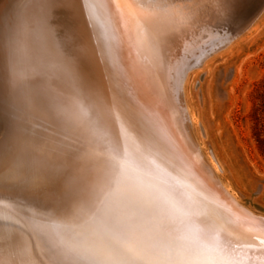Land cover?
Returning <instances> with one entry per match:
<instances>
[{
	"label": "bare ground",
	"instance_id": "bare-ground-1",
	"mask_svg": "<svg viewBox=\"0 0 264 264\" xmlns=\"http://www.w3.org/2000/svg\"><path fill=\"white\" fill-rule=\"evenodd\" d=\"M183 9L0 0V264H169L194 224L226 264H264V216L192 137L188 66L173 99V55L201 30ZM263 9L256 0L230 32Z\"/></svg>",
	"mask_w": 264,
	"mask_h": 264
},
{
	"label": "rangeland",
	"instance_id": "rangeland-1",
	"mask_svg": "<svg viewBox=\"0 0 264 264\" xmlns=\"http://www.w3.org/2000/svg\"><path fill=\"white\" fill-rule=\"evenodd\" d=\"M168 1L182 10L194 5L197 10H185L184 14L191 21L196 18L194 23L201 29L195 37L182 40L185 43L181 42L182 47L173 55L169 76L174 102L181 104L179 81L188 66L184 94L194 117L190 124L193 139L201 153L216 164L220 181L235 194L239 204L264 216V154L258 143L264 138V125L259 126L264 122V113H260L264 94V9L245 31L220 47L215 44L227 38L256 0L250 4L245 0L235 20L225 0H184L185 4L182 0ZM200 61L198 66L190 67ZM259 118L262 121L257 122ZM8 167V171L44 174L27 165L8 163Z\"/></svg>",
	"mask_w": 264,
	"mask_h": 264
},
{
	"label": "clouds",
	"instance_id": "clouds-1",
	"mask_svg": "<svg viewBox=\"0 0 264 264\" xmlns=\"http://www.w3.org/2000/svg\"><path fill=\"white\" fill-rule=\"evenodd\" d=\"M169 264H226L219 240L194 224L184 238L174 241Z\"/></svg>",
	"mask_w": 264,
	"mask_h": 264
},
{
	"label": "snow or ice",
	"instance_id": "snow-or-ice-1",
	"mask_svg": "<svg viewBox=\"0 0 264 264\" xmlns=\"http://www.w3.org/2000/svg\"><path fill=\"white\" fill-rule=\"evenodd\" d=\"M244 3L245 0H225V7L228 9L234 20L239 16L240 12L242 11Z\"/></svg>",
	"mask_w": 264,
	"mask_h": 264
},
{
	"label": "water",
	"instance_id": "water-1",
	"mask_svg": "<svg viewBox=\"0 0 264 264\" xmlns=\"http://www.w3.org/2000/svg\"><path fill=\"white\" fill-rule=\"evenodd\" d=\"M247 24H242V26H241V28H239L237 31H235V32H232V33H228V35H227V38L226 39H224L223 41H221V42H219V43H217V44H215V46H219L220 45V47L221 46H223V45H225L227 42H229L231 39H233V38H235L236 36H238L239 34H241L243 31H245L246 29H247V27L245 28V26H246ZM237 33H238V35H237ZM214 47H212L210 50H208L207 51V53H206V55L213 49ZM205 55V56H206ZM204 56V57H205ZM204 57H202V59H201V61L203 60V58ZM201 61L199 62V63H194V64H192V66H190L191 68L192 67H195V66H198V64H200L201 63ZM190 68V69H191ZM189 69V70H190ZM188 70V71H189Z\"/></svg>",
	"mask_w": 264,
	"mask_h": 264
},
{
	"label": "trees",
	"instance_id": "trees-1",
	"mask_svg": "<svg viewBox=\"0 0 264 264\" xmlns=\"http://www.w3.org/2000/svg\"><path fill=\"white\" fill-rule=\"evenodd\" d=\"M261 98H262V103H261L260 113H264V94L261 96ZM259 121H262V119L259 118V120L257 122H259ZM262 125H264V122L262 124H259V126L263 127ZM258 143L260 145L262 153L264 154V138L258 139Z\"/></svg>",
	"mask_w": 264,
	"mask_h": 264
}]
</instances>
